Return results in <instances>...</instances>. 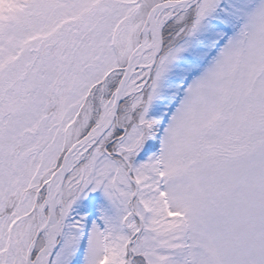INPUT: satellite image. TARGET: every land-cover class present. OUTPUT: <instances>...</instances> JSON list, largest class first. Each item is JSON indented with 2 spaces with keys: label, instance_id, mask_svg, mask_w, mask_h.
Returning <instances> with one entry per match:
<instances>
[{
  "label": "snow or ice",
  "instance_id": "snow-or-ice-1",
  "mask_svg": "<svg viewBox=\"0 0 264 264\" xmlns=\"http://www.w3.org/2000/svg\"><path fill=\"white\" fill-rule=\"evenodd\" d=\"M0 264H264V0H0Z\"/></svg>",
  "mask_w": 264,
  "mask_h": 264
},
{
  "label": "rangeland",
  "instance_id": "rangeland-1",
  "mask_svg": "<svg viewBox=\"0 0 264 264\" xmlns=\"http://www.w3.org/2000/svg\"><path fill=\"white\" fill-rule=\"evenodd\" d=\"M43 191V190H42Z\"/></svg>",
  "mask_w": 264,
  "mask_h": 264
}]
</instances>
